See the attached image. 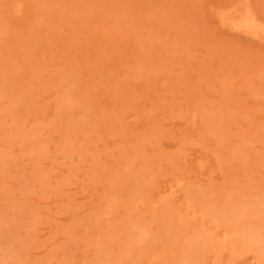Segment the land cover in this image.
Wrapping results in <instances>:
<instances>
[{"label": "rangeland", "instance_id": "rangeland-1", "mask_svg": "<svg viewBox=\"0 0 264 264\" xmlns=\"http://www.w3.org/2000/svg\"><path fill=\"white\" fill-rule=\"evenodd\" d=\"M243 1L0 0V264H264Z\"/></svg>", "mask_w": 264, "mask_h": 264}, {"label": "bare ground", "instance_id": "bare-ground-1", "mask_svg": "<svg viewBox=\"0 0 264 264\" xmlns=\"http://www.w3.org/2000/svg\"><path fill=\"white\" fill-rule=\"evenodd\" d=\"M215 15L218 21L229 30L243 33L250 37L264 39V22H262L257 14L253 11L247 0L236 3L229 8L217 11ZM169 187L170 197L175 198L177 188L180 187V189H183L181 187V179L176 178L174 184H170ZM189 207L190 205H186V208ZM190 213H195L193 214V217L196 218L204 216H199V213L202 214L199 210H191ZM210 233V239H215L218 244H224L225 241H227V233L222 232L221 230H217L215 226L211 228Z\"/></svg>", "mask_w": 264, "mask_h": 264}]
</instances>
